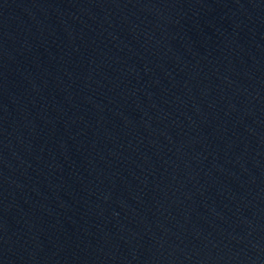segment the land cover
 <instances>
[{
  "label": "water",
  "instance_id": "obj_1",
  "mask_svg": "<svg viewBox=\"0 0 264 264\" xmlns=\"http://www.w3.org/2000/svg\"><path fill=\"white\" fill-rule=\"evenodd\" d=\"M0 264H264V0H0Z\"/></svg>",
  "mask_w": 264,
  "mask_h": 264
}]
</instances>
